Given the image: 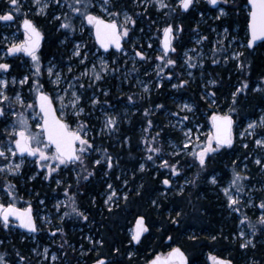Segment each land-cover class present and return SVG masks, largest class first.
Wrapping results in <instances>:
<instances>
[{
    "label": "trees",
    "instance_id": "trees-1",
    "mask_svg": "<svg viewBox=\"0 0 264 264\" xmlns=\"http://www.w3.org/2000/svg\"><path fill=\"white\" fill-rule=\"evenodd\" d=\"M63 2L66 8L56 9L58 6L52 5L47 14L31 18L35 20L36 25L45 35L44 43L39 50L43 62L51 58L61 65L71 62L69 49L73 41L82 39L76 31L72 33L59 29L60 22L53 19L54 15L69 13L70 9L67 4L73 3L74 0H63ZM130 2V0H112V4L115 5L112 9H119L118 7L122 6L136 16L135 8ZM19 3H21L20 0ZM92 4L94 7L95 0H92ZM222 6L228 15L219 20L215 18L218 15V8L211 7L207 0L195 3L187 12L176 8L175 13L169 12L165 16L166 23L172 24L174 28L177 26L183 28L182 31L175 33L177 38L173 44L179 51V55L184 49L198 47L194 40L196 37L208 51L209 57L203 63L202 72L211 80L217 81L215 85H207L205 88L206 92H215L213 100H207L203 90L195 87L194 84L187 85L183 89H171V82H164L162 87L154 86L147 97V95L144 96L134 91L131 84L117 87L118 81L106 75L97 86L101 87L98 95L100 105L111 106L117 103H127L133 107L132 113L122 117L117 129L112 131L114 136L98 134L99 121L91 116H81L83 122L93 130L90 134L92 144L100 150L90 151L86 155L83 169L79 164L61 166L60 171L67 176L58 173L51 179H45V170L40 168L36 172L35 179L23 184L21 192L25 201L28 195L30 196L29 201H32L31 198L45 199L46 203H50V198L55 196L57 191L63 190L68 199V212L71 213V198L74 197L76 206L88 216V220L85 221L71 213L61 220H56L52 225H43L39 230V245L47 243L51 245L50 250H57V253L64 258L60 264L64 261L71 264H93L98 258H107L110 264H147L155 254L167 253L175 246L182 248L187 254L190 253L191 256L188 255L190 264H209L210 256L229 257L238 264L240 261H243L242 264H252V261L264 264V241L260 240L264 225L257 223L261 212H264L258 207L264 199V189L255 191L254 203L251 207H246L241 203L239 205L241 211L238 213L227 208L217 186L214 187L209 183L210 177L214 174H218L219 182L224 183L225 179L231 176L233 169H237V164L243 158H246V166L249 169L245 173L248 177L245 181L257 186L264 182V173H259L261 167L254 164V157L250 155L249 148L240 146L234 140L232 147H222L216 153H210L206 167L201 169L192 155L183 153L172 155L170 153L171 148L166 143L169 136L173 135L175 142H179L180 145L182 143L177 132H173L171 127L167 126L165 117L161 116L165 110L177 111L174 102L176 97L188 98L192 100L196 109L206 111L208 116L205 119L208 123L211 120V114L218 112L217 108L224 109L230 106V109H235L231 115L235 124L241 125L249 119L257 118L260 111L264 110V92L255 91L257 88L264 89V43L258 44L255 48H248L246 45L242 48L244 55L240 59L246 65L243 70L239 69L237 62L232 60L228 53L221 51H224L226 46L220 50L214 45L216 31L225 28L231 34L237 33L245 43L247 42L249 39L248 2L247 0H229L228 4ZM12 8L9 1L0 2V13ZM200 13L209 15L201 17ZM69 15L71 16L72 13ZM25 16L30 18L29 15ZM78 20H73L76 26ZM136 23L140 25L141 19L136 20ZM66 36V42L62 43ZM202 37H207V39H201ZM93 46H96L94 40ZM1 47L3 43L0 42V49ZM125 47H128V44ZM117 54L111 52L109 56ZM171 55L170 52L169 56ZM213 59L218 63L213 64ZM7 62L10 64L11 60ZM177 69V67H169L172 74L177 73ZM18 72L19 70H16L15 73ZM245 81L248 83L247 90L238 94L236 102L233 103L232 94ZM105 91L108 93L107 96L103 94ZM128 96L133 97L132 102L128 101ZM159 104H163L164 108L157 109L156 105ZM109 108L114 109L115 106ZM145 109L149 110L147 116ZM148 120L153 122L151 128H148ZM157 133L160 135L156 136ZM152 137H156L155 142L152 141ZM145 139L148 140V145L143 142ZM148 146L161 149L159 153H151L153 156L151 161L146 159L150 154L146 151ZM102 150H107V154L112 157L113 167L111 169L106 166V157ZM260 157L264 161V152ZM97 159L101 160L100 165L94 163ZM164 160H167L169 164H176L179 174L174 176L169 168H161L160 165ZM140 164L145 165L144 171L140 170ZM27 170L28 164L22 169L21 176L30 178L35 172H27ZM88 172L94 174L84 179ZM185 175L188 176L189 181H195V183L182 184ZM58 176L62 184L54 192L52 187L55 177ZM170 177H173L170 180L172 184L175 178L178 183H181L179 185L182 187L181 190L161 194L163 189L171 188V183L169 185L162 183L164 179ZM9 179L0 175V188H5ZM123 181H126L128 191L126 199H123L121 191H118L119 201L108 209L103 199L99 197L100 191L109 182L119 188ZM33 184L37 185L34 191ZM35 191H38L36 198L33 196ZM153 201L156 203L153 204ZM140 215L145 217L148 231L142 235L140 242L136 243L131 241L130 229L134 227L135 220ZM244 215L257 226L255 248H240V240L234 242V237L238 232L237 224L244 218ZM245 223L248 226V222ZM57 228H62V232L57 231ZM87 235L91 236V242L86 240ZM169 236L172 237L171 240L168 239ZM213 236L216 237L215 240L212 239ZM101 239L104 241L102 246L94 243ZM11 244L17 250L22 251L21 255L29 260V264L36 261L33 258L34 255L28 252L27 247L30 244L27 241L21 242L15 238ZM1 249L0 244V253ZM116 249H119V252Z\"/></svg>",
    "mask_w": 264,
    "mask_h": 264
},
{
    "label": "snow or ice",
    "instance_id": "snow-or-ice-1",
    "mask_svg": "<svg viewBox=\"0 0 264 264\" xmlns=\"http://www.w3.org/2000/svg\"><path fill=\"white\" fill-rule=\"evenodd\" d=\"M57 6H60L61 0H51ZM151 3L152 0H134V3ZM197 2V0H178L176 8L181 9L184 12L190 10L192 6ZM248 6L250 7V19L247 22V27L250 32V38L246 42V47L252 48L257 40H264V0H247ZM10 6L14 8V11L19 13L21 11L22 5L19 3V0H9ZM34 5L37 8L38 14H46V10L50 7L49 0H33ZM158 9L172 8V5L165 2V0H155ZM209 5H212L214 8H218V15L215 17L216 19H221L228 15L225 8L222 5H226L229 3V0H207ZM67 7L70 9L72 15L69 13H61L60 15H54L53 19L59 21V29L66 30V32L74 33L76 31V25L74 24V19L80 20V31L82 32L85 27V22L87 25H91L94 28L95 38L105 50L114 46L117 50L123 51L122 48V39L124 37H128L130 26L136 25V19L133 18L132 14H129L127 11H109V7H115L112 4V0H103L100 7L101 10L110 17L105 20L98 15H95L92 11L93 4L92 0H74L73 3L67 4ZM146 10V9H145ZM175 10V8H173ZM167 14V13H166ZM139 15V14H136ZM201 17H203V13H200ZM123 19L118 23L120 17ZM14 16L12 12H8L7 14L0 15V20L2 21H12ZM23 29H24V39L19 43L13 42L7 48V55H15L17 53H24L31 58L33 64L32 76L33 82L30 87V91L35 92V102L38 105V111L33 103H25L23 96L16 92L14 96H9L7 94V90L9 88V84L16 85L19 84L21 86L29 83V75H24L22 79L17 80L15 77L9 81L7 78L0 79V118L7 119L8 114L11 113V116L14 119L11 121V124L6 126L3 129L4 134L7 137V146H0V158L7 163L0 166V172L7 171L12 174H17L20 172L24 162H25V154L27 156L36 157V164L39 168L45 170V179L53 178V173L58 174L61 166L67 167L70 164H79L82 169L84 165V159L86 155L90 151H97L94 145L91 142L90 138V126L81 121L79 118L85 115V107L82 106V95L77 91L73 90L76 85L72 82L68 83L67 88H65L64 95L57 94L55 99L58 100L59 108L55 106L54 97L43 90V85L39 82V77L42 75V65L40 57L37 52L40 48V42L43 39V33L39 30V28L34 24V22L28 18L23 19ZM182 26H177L174 28L172 24H168L163 28V48L161 51L163 55L157 56L156 59L161 63L156 65L157 75H160L161 72L164 71L165 68H169L170 66L174 68L177 64V61L172 59L169 56V53H175L176 48L173 46V40H175V33L182 31ZM224 32L227 34L228 29L225 28ZM201 39H207V37H202ZM67 40V36L65 37V41ZM82 47H86V45H82L81 43H76L73 46V57L80 58V63H84L87 59L86 54H82ZM151 47V44L148 45ZM187 55V54H186ZM244 54L242 52H236L232 54V58L237 60L239 69H245L246 65L243 60L240 58ZM135 56L139 57L141 60H146L148 57L142 51H135ZM186 63H188L189 67H196L195 64L191 63V57H187ZM213 64L218 63L215 59L212 60ZM250 66V65H249ZM11 65L8 63H0V72L7 73ZM55 66L49 62V66L46 71L51 78L55 75V80L51 82L57 86H59L61 82V74L59 72L54 71ZM101 70L104 72L109 71L107 62L101 61ZM112 71H116V69H111ZM135 70V69H134ZM68 71L71 72V66L68 67ZM94 79L96 81L102 80V76L99 72L96 71V66L93 65L92 68ZM179 75V74H178ZM192 73L189 72L188 76L191 77ZM81 77L87 76V69L80 74ZM173 74L171 71L167 73V79L171 81L173 79ZM80 77H73L74 81H79ZM190 83V80L180 79L179 83L172 84V88L174 89H183ZM211 85H215L217 83L216 80H210L208 82ZM91 87V85H89ZM159 87H162L163 84H159ZM79 88H84L83 84L78 85ZM207 87V85L205 86ZM248 88V83L243 82L240 87H237L235 92L232 94L233 103L236 102V97L238 94H241ZM255 91L264 92V89L257 88ZM144 92H149V88L147 86L144 87ZM105 96L108 93L105 91L103 93ZM208 97H215V92L206 93ZM70 97L67 100V104H65V98ZM129 102H132L133 97H127ZM214 102V101H213ZM107 103V101H105ZM100 104V100L95 95L91 98V105L95 107ZM19 105L20 109H32L31 114H25L24 111H17L16 106ZM71 108L72 111L69 113L67 108ZM181 111L192 112L194 111V105L189 103H182L179 105ZM157 109H163L164 105L159 104L156 105ZM145 115L149 114V110L145 109ZM230 112L235 111V109H230ZM59 112V115L57 114ZM90 116V114H88ZM171 115L179 117L180 113H171ZM31 121H38L35 123V129L33 130V124ZM71 118V123L69 119ZM189 116L185 115L182 117V120L187 121ZM212 125L214 128V132L210 133L206 137V141L203 145H195L194 150L190 151V155L193 156L194 160L198 161V165L201 169L206 167L207 158L210 153H216L222 147H232L233 144V136H232V125L233 120L231 115H217L213 114L211 117ZM75 123V128H73L72 124ZM119 123V118L116 116L109 115L107 113L104 114L103 127L100 129V132H105L107 130L109 133L113 130L117 129V125ZM148 128H151L153 125L152 120L147 121ZM264 128V116H261L258 121H254L248 124V129L252 130L249 134L255 133V128L257 126ZM247 131V130H246ZM160 133H157L156 136H159ZM244 135V133H241ZM192 130L188 129L185 133V137L187 139V143L182 144L181 151L187 150L190 143H192ZM199 140V137H196ZM156 137H152V141L155 142ZM146 145H148V140L145 139L143 141ZM215 143V146H213ZM255 144L259 147L264 148V139L255 140ZM247 148V145H244ZM104 152V156L106 157L105 163L107 168L111 169L113 167V160L110 155L107 154V150H102ZM146 151L150 153L147 155L146 159L151 161L153 156L151 153H159L161 149L159 147L148 146ZM19 154V162L13 163L11 160L16 158ZM172 155H179V152H174ZM96 165L101 164V160L97 159L94 161ZM177 163H179L177 161ZM264 163L261 159L257 158L255 160V164L261 165ZM161 168H169L171 170L172 175H178L179 170L176 164H169L167 160H164L161 165ZM145 165L140 164V170L144 171ZM93 172H88L84 179H87L88 176H92ZM199 177L197 176V179ZM35 179V177H32ZM248 177L243 175L241 172L233 169V175L228 182L226 187L222 188V192L227 197L228 207L231 208L235 212H240L241 209L239 205L241 204L240 194L245 191L244 181L247 180ZM212 184L217 183V178L212 176L210 179ZM57 185L61 183L59 179L56 180ZM164 185H169L171 181L169 179H164L162 181ZM186 183H195V181H186ZM9 195L13 202H9L7 204L0 202V221L3 222L4 228H9L10 226V218L14 217L15 220L19 223L20 227L27 229L29 232L37 231L36 220L32 215V207L31 204H28V207L20 209L15 205V195L13 190L15 188L14 185H7ZM108 188L111 189L112 185L109 184ZM234 190V191H233ZM116 195L115 191H112V194L108 196V199L105 203L113 200V197ZM72 205H71V213H74L78 218L83 220H88V216L84 214V212L80 211L76 206L75 198L72 197ZM126 199V197H125ZM43 203V201H41ZM156 201H153L155 204ZM249 203H251V197H249ZM63 204V202H61ZM259 209L264 210V199L258 205ZM71 213L65 212L64 216H69ZM180 215V213H177ZM145 217L140 216L136 220V228L134 233L131 236V241L136 243L140 242L141 236L143 233L148 231L147 226L144 223ZM248 222V227L251 229V235L253 239H244V242L241 243V248H255L254 238L256 232L258 231L256 224L251 223L250 219L244 215V218L240 220V224L243 225L245 222ZM177 222L178 221H174ZM258 224L264 225V212H261V215L258 217ZM57 231L62 232V228H57ZM55 235V233H53ZM239 237L245 238L246 233L244 231L239 232ZM194 238V237H193ZM169 240L172 239L171 236L168 237ZM213 240L216 239L215 236L212 237ZM91 240V237H89ZM3 243V241H0ZM101 246L104 241L101 239L98 242ZM35 251V249L33 250ZM119 252V249H116ZM48 249H44L45 258H47ZM6 253H0V264H10L9 259H6ZM19 257V260L22 262L26 260V257L20 255L19 252L16 253ZM131 256V253H129ZM52 260H56L57 257L53 255ZM215 264H232V260L230 259H218L216 257H212ZM95 264H110L107 258H98L95 261ZM147 264H189L188 256L184 251L181 250L180 247H173L167 253H157L154 257L147 262ZM252 264H257L256 261H252Z\"/></svg>",
    "mask_w": 264,
    "mask_h": 264
},
{
    "label": "rangeland",
    "instance_id": "rangeland-1",
    "mask_svg": "<svg viewBox=\"0 0 264 264\" xmlns=\"http://www.w3.org/2000/svg\"><path fill=\"white\" fill-rule=\"evenodd\" d=\"M3 0H0L2 2ZM9 1V0H6ZM21 5L23 10L19 13L14 11V8L0 13V15L7 14L8 12H12L14 19L12 21H2L0 20V42L3 43V47L0 49V62L1 63H7L6 59L11 58V68L7 73L0 72V79L7 78L9 81L13 77H15L17 80L22 79L24 75H29V83L21 86L19 84L16 85H11L9 84V88L7 90V94L9 96H14V93L19 92L24 100L25 103H33L34 106L36 107V102H35V92L30 91L31 84L33 82V76H32V70H33V64L31 61V58H29V62L24 63L21 55H7V48L13 43H19L21 40L24 39V32L21 34V29H20V24L23 22L24 18H28L25 15H29L30 18H34V16L37 15H45V14H38L37 13V8L33 3V0H20ZM115 1V0H114ZM117 1V0H116ZM131 5L135 8L136 15L134 16L133 13H131L128 9L123 8L122 6L118 7L119 9H112L113 7H109V11H127L129 14L133 15V18L136 20L141 19L140 25L136 23L135 26H130V31L128 37H126L125 44H128V47H125V49L121 52H119L117 55H114L112 57L109 56L110 52H104L100 50L96 44V46H93V29L86 30V22H85V27L84 30L81 32L80 31V20L77 22L76 26V34L81 35L82 39L73 41V44L71 48L69 49V54L71 58V62L61 65L57 61H55L54 58L49 59L46 62H43L41 60V55L39 53L38 56L40 57L41 60V65H42V75L39 77V82L40 84L43 85V90L47 92L48 94L52 95L54 97V101L57 105V108H59V101L55 99L56 95H64V89L67 88L68 83L72 82L74 85L73 90L77 91L82 95V106L85 107V115L83 116H89L90 114L91 117H94L96 120L99 121L98 125V134H105V135H113L112 131L109 133L107 130L105 132H100V129L103 127V120H104V114L107 113L112 116H116L119 118V123L122 119V117L129 116L130 113H132L133 107L130 106L127 103L119 104L117 103L116 105H96L93 107L91 105V98L95 95L98 97L101 87H97L99 82L101 81H96L94 79L93 75V65L96 66V71L100 73L102 76V80L105 78L106 75H109L111 78H115V80L118 81L117 87H122L124 84L125 85H132L134 91L139 92L142 95H147V97L150 95L151 89L156 86L159 87V84H163L164 82H171L170 88H172V84L179 83L180 79L184 80H190V84H194L195 87H200L201 90H203V93L205 94V98L207 100L212 99V97H208L206 95L205 91V86L206 85H211L208 82L211 80L208 75H206L203 70V63L206 60V58L209 57L208 51L204 49V47L200 43L199 38H194L196 41L198 47L194 49H184L182 54L179 55V51L176 49L175 53H172L170 56L172 59L177 61V73H173V79L169 81L167 79V73L169 71V68H165L163 72L160 73V75H157V69L156 65L158 63H161L156 59L157 56L163 55V52L161 51L162 49V36H163V28L168 25L166 23L167 20H165V16L169 12L175 13L176 11V5L178 3V0H165L166 3L172 5V8H165V9H158V6L155 3V0H152L151 3L145 4L143 2L137 4L134 3V0H130ZM202 1L205 0H197L196 4L201 3ZM50 6L56 5L54 2H51L49 0ZM103 0H95V9H93V13L98 16H107L106 13H104L101 10V3ZM119 6V5H118ZM50 8V7H49ZM48 8V9H49ZM66 8L65 3L63 0H61L60 6H58L56 9H62ZM175 8V10H173ZM48 9L46 10V14L48 12ZM146 9V10H145ZM162 12V13H161ZM69 13H71L69 11ZM167 13V14H166ZM145 15V16H144ZM205 15H209L208 13H205ZM203 15V17L205 16ZM210 17H212L210 15ZM123 19L121 16L118 22ZM12 28L14 29L13 32L11 33ZM17 28V29H16ZM4 29V30H2ZM8 30V31H7ZM11 33V34H10ZM175 37L177 38L176 34ZM175 38V39H176ZM95 41V40H94ZM175 40H173L174 44ZM76 43H81L82 45H86V47H82L81 51L82 54L87 55V59L84 61V63H80V58L73 57V46ZM96 43V42H95ZM151 44V47L149 48L148 45ZM221 44V45H220ZM214 45L215 47L223 48L226 46V49L222 52L228 53V56L237 62L238 61L232 58V54L236 52H242V48L246 45L244 39L237 35V33L231 34L229 31L226 34L224 32V29H220L216 31L215 34V39H214ZM174 46V45H173ZM142 51L145 53V55L148 57L146 60H141L139 57L135 56V51ZM187 54V55H186ZM187 57H191V63L195 64L196 67H189L188 63H186ZM104 60L107 62L109 71L104 72L101 70V61ZM49 62H51L52 65L55 66L54 71L59 72L61 74V82L59 86L53 84L51 81L55 80V75H53L51 78H49L47 74V67L49 66ZM71 66L72 71H68V67ZM19 67V68H18ZM87 69V76L81 77L80 74L84 72ZM111 69H116V71H112ZM135 69V70H134ZM16 70H19L18 73H15ZM191 72L192 75L191 77L188 76V73ZM179 74V75H178ZM73 77H80L79 81H74ZM83 84L84 88H79L78 85ZM117 84V83H115ZM91 85V87L89 86ZM147 86L149 88V92H144V87ZM97 87V89H95ZM108 91V89H106ZM70 97L65 98V104H67V100ZM99 98V97H98ZM100 100V99H99ZM213 100V99H212ZM174 102L177 106V111L172 112L169 110H165L162 112L161 116L165 117V120L167 122V126L171 127V130L173 132H177V136L180 137L181 143H187V139L185 137V133L188 131V129L192 130V143L189 144L188 149L181 151V146L179 142H175L173 139V135L169 136L166 143L168 146L171 148L170 153L173 154L174 152H179L183 153L185 155L190 154L191 150H194L195 145H203L206 141L207 135L212 133V126H211V120L208 123L205 119L207 115V112L202 110V109H196L194 103L192 100L188 98H180L176 97L174 98ZM182 103H189L194 105V111L192 112H187V111H181L179 105ZM115 106L114 109H110L109 107ZM230 106H226L224 109H219L217 108L218 112H213L211 115L215 113H222V114H228L231 115V112L229 111ZM17 111H24L25 114H31L32 109H20L19 105L16 106ZM37 110V108H36ZM38 111V110H37ZM67 111L70 113L72 109L69 107L67 108ZM179 112V116H189V119L187 121L182 120V117H177L174 115H171V113H177ZM210 115V116H211ZM232 116V115H231ZM261 116H264V110L260 111V115L257 118L254 119H249L247 120L244 124H234V130H233V137L234 140L240 144V146L244 147V145H247V148H249L248 151H250V155L254 157V164L255 160L257 158L261 159L260 157L261 153L264 152V148L259 147L255 144V140L257 139H264V128H261L259 125L255 128V133L254 134H249L252 132V130L248 129V124L252 123L254 121H258ZM14 119V117L11 116V113L8 114V118H0V146H7V137L3 132V129L11 124V121ZM81 121L83 119L80 117L79 118ZM30 122L33 124V130L35 129V123L38 121H31ZM69 122L71 123V118L69 119ZM73 128H75V123L72 124ZM247 130V131H246ZM93 132L92 129H90V134ZM241 133H244V135H241ZM199 137V140L196 139V137ZM215 144V143H214ZM245 148V147H244ZM27 158V157H26ZM25 159V162L23 166L25 165L26 161L28 159ZM19 155H17L16 158H13L11 162L13 163H18L19 162ZM36 157H34V160H31L30 163L28 164L29 166H32L33 164H36ZM263 161V160H262ZM8 161L3 160L0 158V166L3 164L7 163ZM27 165V164H26ZM236 171L241 172L243 175H245L246 172L249 171L248 167L246 166V158H243L238 164ZM260 166L261 169L259 170V173H264V163ZM22 166V168H23ZM17 174H12L7 172L6 170L3 172H0V175L5 177L6 179L12 177V176H21V171ZM40 169V168H38ZM63 170V169H62ZM61 174H65L63 171H59ZM56 173H53V176ZM45 175V174H44ZM233 175V172L231 176H228L224 183H220L218 180V174H214L212 176H215L217 178V183L212 184L209 179V183L212 186H217V190L221 193L223 200L226 202V206L228 207V201L227 197L224 195L222 192V188L226 187L228 182L230 181L231 177ZM37 173H33L29 180H32V177H36ZM65 176H67L65 174ZM117 178H119V175H117ZM183 182L182 184H187L186 181H189L188 176L183 177ZM59 179L61 181V178L55 177L54 183H53V190L54 192L58 190L56 180ZM173 177H170L169 180H172ZM245 191L240 194L241 197V203L242 205H245L246 207H251L254 203V198H255V191L264 189V182L258 184L261 186H257L256 184H250L247 183L246 181L243 182ZM8 184H11V180H8ZM111 184L112 188L109 189L108 185ZM181 183H178V181L175 178L174 183L170 184L171 188L169 189H163L161 194H166V193H173V191H180L182 187H179ZM112 191H115L116 195L113 197L112 201H109L108 203H105V201L108 199V196L112 194ZM118 191H121V197L125 199L127 197V189H126V181H123L121 183V186L119 188L114 187V184L109 182L104 189H102L99 193V197L103 199L104 205L108 208L111 209L116 203L119 201V198H117ZM234 191V190H233ZM6 190H3V188H0V202L3 199V195ZM38 194V191H35V195ZM249 197H251V203H249ZM11 198V197H10ZM21 200V199H20ZM37 199H35L36 201ZM26 202L25 200H23ZM43 201V203H41ZM31 202V201H30ZM63 202V204H61ZM39 206L37 207L36 211V216L40 222L39 224V230L43 225L49 226L52 225L56 220H61L65 216L63 215L65 212H68L69 204H68V199L65 193H63V190L57 191V194L53 197L50 198V203H46L45 199H39ZM93 205H95L93 203ZM101 211H103V208H100ZM232 210L231 208H229ZM261 215V214H260ZM1 222V221H0ZM1 224V223H0ZM89 227V225H88ZM238 232L234 237V242L236 240H240V243L244 242V239H253L251 235V229L247 226V224H240V221L237 224ZM244 231L246 233L245 238L239 237V232ZM134 233V227L130 229V234ZM257 234V232H256ZM260 238L261 241H264V231H261ZM89 235H87L85 238L89 242L92 241L89 240ZM256 238V235H255ZM255 238H254V243H255ZM98 242V241H97ZM1 244V243H0ZM99 244V243H97ZM241 245V244H240ZM51 245L47 243H40L39 248L40 249V256L43 257L44 259H47L50 261L51 264H56L58 258L60 255L56 252H52L50 250ZM48 249L47 253V258H45L44 254V249ZM241 248V247H240ZM190 254V253H189ZM188 254V255H189ZM55 255L57 257L56 260H52V256ZM191 256V255H189ZM209 257V262L210 264H215L213 259H210Z\"/></svg>",
    "mask_w": 264,
    "mask_h": 264
},
{
    "label": "flooded vegetation",
    "instance_id": "flooded-vegetation-1",
    "mask_svg": "<svg viewBox=\"0 0 264 264\" xmlns=\"http://www.w3.org/2000/svg\"><path fill=\"white\" fill-rule=\"evenodd\" d=\"M95 7V6H94ZM93 7V8H94ZM96 8V7H95ZM94 8V9H95ZM101 17H104V18H110V17H107L105 15L101 16ZM31 19V18H30ZM33 20V19H32ZM35 25H36V22L35 20H33ZM22 22L20 24V29L22 30L21 31V34L24 32V30L22 29ZM37 26V25H36ZM38 27V26H37ZM40 28V27H39ZM17 29V28H16ZM41 29V28H40ZM90 29H93V27L91 25H86V30H90ZM13 28L11 30V33L13 32ZM42 30V29H41ZM10 33V34H11ZM112 52V51H110ZM39 53V51L37 52ZM15 55H21L22 59L24 62H29V58L30 57H25L24 56V53H17ZM8 60H11V58H7L6 61ZM8 63V62H7ZM55 102V101H54ZM212 117V116H211ZM27 157V158H26ZM25 158L28 159L25 163L26 164H29L31 160H34V157H31V156H26ZM25 165L23 166V168L25 167ZM22 168V169H23ZM38 165L37 164H33L32 166H29L28 165V170L27 172H37L38 171ZM27 172H25V174L27 175ZM21 174H22V171H21ZM10 180H11V184L15 186L14 190H13V193L16 197L15 199V205L16 207L18 208H26L28 207V204L30 203L31 204V207H32V214L36 220V224H37V231L36 232H29V231H25L23 230L19 223L15 220L14 217L10 218V226L9 228H4L3 227V222L1 221L0 223V238H1V241H3V243H1V253H6V259H9L10 261V264H22V262L19 260V257L16 255L17 252L20 253V255L22 254V251L20 249H16L15 246L13 244H11L15 238H17L18 240H20L21 242L23 241H27L30 246L27 247L28 249V252L33 254L36 261H33L35 264H51L49 260L47 259H44L43 257L40 256V249L39 248V238H38V233H39V220L36 216V211H37V207L39 206V199H37L36 201L32 199V201L30 202L29 201V197L27 195V200L26 202L23 201V195H22V190H23V184L25 183H28L29 182V177L28 176H20V177H15V176H12L10 177ZM33 188V191L36 190L37 188V185L36 184H33L32 186ZM26 189V188H25ZM3 190H6V192H4V195H3V199L1 200V202L7 204L9 202H13L12 199L10 198L9 195H7V192H8V188L7 186L5 188H3ZM27 191V190H26ZM33 196H35L36 198V195L33 194ZM21 199V200H20ZM35 249V251H33ZM52 252H58L57 250H53ZM23 256V255H22ZM25 257V256H24ZM212 259V257H218V256H210ZM226 258V257H225ZM63 257L60 256L57 260V263L56 264H60L61 262L60 261H63ZM190 259V257L188 256V260ZM227 259H230L229 257H227ZM232 260V259H231ZM233 261V264H238L236 263L234 260ZM243 261H240L239 264H242ZM33 263V264H34ZM23 264H29V260H25L23 261ZM62 264H71L69 263L68 261H64ZM190 264V262H189ZM210 264V262H209Z\"/></svg>",
    "mask_w": 264,
    "mask_h": 264
},
{
    "label": "water",
    "instance_id": "water-1",
    "mask_svg": "<svg viewBox=\"0 0 264 264\" xmlns=\"http://www.w3.org/2000/svg\"><path fill=\"white\" fill-rule=\"evenodd\" d=\"M211 7H213L212 5H211ZM249 7V6H248ZM214 8V7H213ZM249 13H250V7H249ZM101 17V16H100ZM101 18H103V17H101ZM103 19H105V20H107V18H103ZM249 19H250V16H249ZM30 20H32V19H30ZM33 21V20H32ZM34 22V21H33ZM35 24V23H34ZM22 26V29H23V24L21 25ZM39 28V27H38ZM24 30V29H23ZM39 30L41 31V29L39 28ZM42 32V31H41ZM43 33V32H42ZM93 36H94V40H95V42H96V44H97V46L102 50V51H104V52H110V51H113V52H121L120 50H117L114 46H112V47H110V48H108L107 50H105L103 47H101V45L99 44V42L96 40V38H95V33H94V28H93ZM248 37L250 38V32H249V30H248ZM44 40H45V36H44V33H43V39L41 40V42H40V47L43 45V43H44ZM125 40H126V37H124L123 39H122V41H121V43H122V48H123V50H124V48H125ZM163 40H164V36H162V48H163ZM260 43H264V40H257L256 42H255V44L253 45V47L252 48H255L258 44H260ZM40 49V48H39ZM38 49V50H39ZM24 56L25 57H29V56H27L26 54H24ZM47 93V92H46ZM55 103V102H54ZM37 105V104H36ZM55 106L57 107V105H56V103H55ZM37 110H39L38 109V105H37ZM58 115H59V112L57 113ZM215 114H217V115H226V114H222V113H215ZM228 115V114H227ZM232 120H233V125H232V136H233V128H234V119H233V117H232ZM211 125H212V120H211ZM212 132H214V128H213V125H212ZM233 143H234V137H233ZM233 145V144H232ZM225 147H227V146H225ZM19 155V154H18ZM25 156H27V154H25ZM18 208V207H17ZM21 209V208H20ZM33 215V214H32ZM140 216H142V215H140ZM140 216H138L137 217V219L140 217ZM34 217V216H33ZM136 219V220H137ZM136 220H135V228H136ZM144 223H145V221H144ZM23 230H25V231H28L27 229H25V228H23V227H21ZM142 237V236H141ZM182 251H184L185 252V254L187 255V253H186V251L185 250H183V249H181ZM188 256V255H187ZM220 259V258H219ZM233 264V263H232Z\"/></svg>",
    "mask_w": 264,
    "mask_h": 264
},
{
    "label": "bare ground",
    "instance_id": "bare-ground-1",
    "mask_svg": "<svg viewBox=\"0 0 264 264\" xmlns=\"http://www.w3.org/2000/svg\"><path fill=\"white\" fill-rule=\"evenodd\" d=\"M104 18V17H103ZM28 19H30V18H28ZM134 231H135V224H134ZM144 234V233H143ZM175 247H178V246H175ZM182 249V248H181ZM169 252V251H168ZM216 258H220V259H227V257L225 258V257H222V256H218V257H216ZM231 260V259H230ZM150 261V260H149ZM232 263H233V261H232ZM93 264H95V263H93ZM235 264V263H234Z\"/></svg>",
    "mask_w": 264,
    "mask_h": 264
}]
</instances>
